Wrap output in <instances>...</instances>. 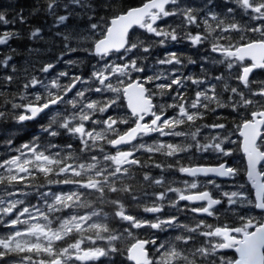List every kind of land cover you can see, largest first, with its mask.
I'll return each instance as SVG.
<instances>
[{
    "label": "snow or ice",
    "instance_id": "6c2138e0",
    "mask_svg": "<svg viewBox=\"0 0 264 264\" xmlns=\"http://www.w3.org/2000/svg\"><path fill=\"white\" fill-rule=\"evenodd\" d=\"M44 11L55 29L46 51L57 40L62 46L54 59L38 61L45 77L25 68L16 91L10 86L18 76L0 77V121L47 118L40 130L51 138L33 136L18 147L5 141L0 264H116V257L119 264H264V80L253 75L264 71V0H140L127 7L122 0H46ZM0 23H10L4 12ZM134 29L159 39L146 44ZM41 33L35 28L30 38ZM17 35L0 34V45ZM185 40L223 70L209 75L202 64L200 75H186L183 54L169 52L156 64L171 68L147 73V56L138 51ZM80 51L99 58L88 78L58 71L48 79L60 63H83L64 59ZM12 59L5 54L0 65L16 73ZM62 134L63 145L55 142ZM232 145L243 154L242 169L229 163ZM197 153L218 163H180ZM150 169L190 179L174 187ZM215 178H228L235 190ZM166 207L174 211L164 216Z\"/></svg>",
    "mask_w": 264,
    "mask_h": 264
},
{
    "label": "trees",
    "instance_id": "16d2710c",
    "mask_svg": "<svg viewBox=\"0 0 264 264\" xmlns=\"http://www.w3.org/2000/svg\"><path fill=\"white\" fill-rule=\"evenodd\" d=\"M140 0H122L124 6H135L138 5ZM190 3H193L196 6H200L202 0H189ZM219 3L220 0H217ZM46 7V0H0V12H4L10 21L9 24L5 25L0 23V34L4 32H15L18 35L10 39L7 45H0V59H3L5 54H10L13 56V59L9 62V65H15L17 68L16 73H12L11 67L4 68L0 65V77L4 75H14L18 76L19 79L14 81L10 86L11 91H16L17 84H22L24 81L22 79V74L24 73L25 68H29L34 62H41L42 55H37L35 52L30 53V49H40L42 54H46L48 51L46 49L49 47V44L46 43L52 35V32L55 31L53 28L54 17L45 13L44 8ZM35 9H39L38 12H34ZM219 10V9H217ZM59 14H64L63 9L58 10ZM23 16L25 22L21 23L18 19L19 16ZM239 18V13L237 15ZM177 23L179 21H176ZM70 23L80 24L83 26V20H70ZM35 28L42 29L43 39L37 40L30 38V32ZM62 28V27H61ZM139 36L141 34L139 33ZM183 46L177 48V54H183L185 58L186 67L183 69L185 71L192 70L191 75L198 76L201 74V65L203 64L206 68L209 69V75H218L222 71V67L211 65L207 61L203 60V57L208 55L205 52L204 48L197 50L194 48L188 41L182 42ZM59 40H57V46ZM158 49V46L153 47ZM12 49H15V52H12ZM54 49V48H53ZM157 51V56L161 57L162 52L160 49ZM214 55V54H212ZM191 57L193 60H196L195 64H187L186 58ZM260 80H264V71L259 74ZM194 86L190 85V89ZM189 96L192 95V91L188 92ZM211 121V117L209 121ZM34 135V129L32 126L21 127L11 116L7 120L0 121V155L7 154L8 145L5 143L6 140L12 139V147H18L22 143L31 140ZM59 140V139H58ZM57 140V141H58ZM64 143V142H59ZM138 209H133V212H136ZM181 220H184L185 217H180ZM209 223H214L208 219ZM121 257H116V264H119ZM104 260H102L103 262Z\"/></svg>",
    "mask_w": 264,
    "mask_h": 264
},
{
    "label": "rangeland",
    "instance_id": "374dc122",
    "mask_svg": "<svg viewBox=\"0 0 264 264\" xmlns=\"http://www.w3.org/2000/svg\"><path fill=\"white\" fill-rule=\"evenodd\" d=\"M62 27V26H61ZM142 38H144L145 40L147 39H150V40H158L159 38H155L153 36H151V34H146L144 32V30L140 33ZM139 36V34H137ZM140 37V36H139ZM186 41V40H185ZM185 41H182V42H185ZM159 46V45H158ZM182 46V43H175V42H169L167 43L166 46H161L162 50L164 51L163 55L160 57V59H163L167 53L169 52H176L177 48L181 47ZM152 52H154V49L152 48L151 50ZM42 53V51H41ZM157 58V57H155ZM65 60L67 59H78V60H83V63H78L77 65L75 66H70V65H66L64 63H60L57 65L56 69L53 71L51 70L49 74H47L48 76V79H54L55 78V73L58 72V71H68L70 73V75H81L83 76L84 78H88L93 70V66H96V67H99L100 64L97 63V61L99 60V58H93V57H89L86 53H84L83 51H80L78 53H71L69 56H65L64 57ZM51 60V59H49ZM49 60H46V61H43V62H47ZM102 63V61H101ZM172 66L171 65H158L156 64L155 66H152V74H153V71L155 70H158V71H165L166 69L168 68H171ZM183 68H181V71L186 74V75H191L190 72H184L183 71ZM83 69V70H82ZM34 70V69H33ZM235 71V70H234ZM37 77L43 79L45 77V74L43 73H38V75H36ZM66 82V78H62L61 79V83H64ZM79 87V85H78ZM195 87V86H194ZM93 99H103L104 97H99V96H93L92 97ZM159 99V98H158ZM45 121L47 122V118H45ZM66 136V135H65ZM235 139L238 140V134H237V137H234ZM49 139V138H48ZM73 142L75 143V141L73 140ZM151 142V141H149ZM233 149H234V153H233V156L228 158V159H231V161H235V166L237 167H240L241 169L243 168L242 167V162H241V158H240V154H239V148H238V145H232ZM184 157H187V158H190L192 156H189L187 154L184 155ZM194 158L198 161V162H208L210 161L211 159H215L213 156H209L207 154H200V153H197L196 156L193 157V160ZM239 165V166H238ZM182 174L177 172V174H171L168 176V180L169 181H175V183L173 184L174 187H183V180L182 179ZM221 184L223 190L225 191H232V190H235L234 187H232V182H229V183H219ZM48 189L45 188V189H42V191H47ZM57 190V186H52V191H56ZM215 192V191H213ZM217 193V192H216ZM181 204H183L181 202ZM224 207H227V205H225ZM130 211L133 210L132 208L129 209ZM170 211H167L166 209L164 210V213L163 215L166 216V214L170 213L171 212V208H169ZM132 212V211H131ZM133 213V212H132ZM134 214V213H133ZM139 217H144V216H150L149 219L152 218V214H147V213H143V211L140 213V214H135ZM104 258H101V260H103Z\"/></svg>",
    "mask_w": 264,
    "mask_h": 264
},
{
    "label": "flooded vegetation",
    "instance_id": "af4514ba",
    "mask_svg": "<svg viewBox=\"0 0 264 264\" xmlns=\"http://www.w3.org/2000/svg\"><path fill=\"white\" fill-rule=\"evenodd\" d=\"M28 125H31V126L35 125V121H34V122H29ZM125 127H126V126H125ZM38 132L40 133L41 130H38ZM228 160H229V163H232L231 159H228ZM213 161H214V162L210 163L209 165H214V164L218 163V161H217L216 159H213ZM217 182L220 183L221 181L217 180ZM213 195H214V196H218V193L213 192ZM143 231H145V230H143Z\"/></svg>",
    "mask_w": 264,
    "mask_h": 264
},
{
    "label": "water",
    "instance_id": "95a60500",
    "mask_svg": "<svg viewBox=\"0 0 264 264\" xmlns=\"http://www.w3.org/2000/svg\"><path fill=\"white\" fill-rule=\"evenodd\" d=\"M221 179H223V180H227L228 178H221Z\"/></svg>",
    "mask_w": 264,
    "mask_h": 264
},
{
    "label": "bare ground",
    "instance_id": "6f19581e",
    "mask_svg": "<svg viewBox=\"0 0 264 264\" xmlns=\"http://www.w3.org/2000/svg\"><path fill=\"white\" fill-rule=\"evenodd\" d=\"M83 70V69H82Z\"/></svg>",
    "mask_w": 264,
    "mask_h": 264
}]
</instances>
